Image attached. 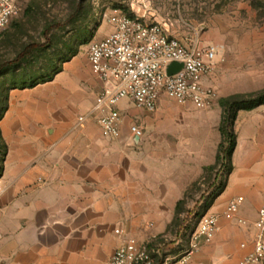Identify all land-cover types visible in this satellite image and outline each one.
I'll list each match as a JSON object with an SVG mask.
<instances>
[{
  "label": "crops",
  "instance_id": "crops-1",
  "mask_svg": "<svg viewBox=\"0 0 264 264\" xmlns=\"http://www.w3.org/2000/svg\"><path fill=\"white\" fill-rule=\"evenodd\" d=\"M97 87L89 60L83 68L74 58L52 81L10 92L0 122L8 144L0 178V264H105L126 235L144 241L166 233L178 201L203 173V153L174 163L171 153L161 158L143 153L145 136L135 139L127 127L110 140L94 119L77 125L78 116L92 109ZM214 113L221 123L222 108ZM235 130L234 169L213 209L225 208L238 195L264 197L251 165L244 164L239 181L235 165L242 142L255 137L260 147L243 155L264 167V105L240 110ZM257 215V208L243 205V218L252 223ZM227 224L221 223L211 246L201 245L194 263L239 264L252 248L241 244L251 242L253 227L234 231ZM234 232L244 239L240 244L233 245Z\"/></svg>",
  "mask_w": 264,
  "mask_h": 264
},
{
  "label": "rangeland",
  "instance_id": "rangeland-1",
  "mask_svg": "<svg viewBox=\"0 0 264 264\" xmlns=\"http://www.w3.org/2000/svg\"><path fill=\"white\" fill-rule=\"evenodd\" d=\"M107 7H118L126 14L140 16L150 23L160 22L187 44L198 42L202 47H216L215 68L204 82L215 92L207 108L198 109L164 98L156 112L132 107L126 117L127 124L135 121L144 128V142L139 145L143 153L157 158L171 153L173 162L180 163L181 157L199 152L204 156V168L214 164L222 140L219 115L214 113L217 108L221 110L220 99L233 94H255L264 89V0H21L11 24L0 31V64L16 58L30 43L48 39L51 43L0 76V112L5 94L13 84H20L31 75L51 71L71 49L76 48L79 52L70 61L75 58V64L88 68L90 44L103 40L112 32L105 16ZM53 23L59 25L47 37V28ZM122 106L126 105L123 103ZM209 111L211 114L207 115ZM251 138L253 140L242 142L235 159L236 180L247 162L251 165L252 176L263 182L264 191V167L257 160L248 162L243 155L260 147V142ZM2 157L0 146V160ZM226 178L225 167L203 169L200 177L187 188L182 198L184 203L179 207L176 205L170 229L164 234L147 236L144 241L152 242L161 252L176 254L186 249L188 235L196 227L198 218L207 212L224 210L213 209L216 201L211 206L208 201L214 198L215 191ZM248 204L253 210H259L264 197L248 195L244 205ZM223 221L234 231L242 228L226 219H221V223ZM232 235L238 239H232L233 245L244 240H239L235 232ZM216 237L203 245L211 246ZM221 255L225 260L233 258L227 252Z\"/></svg>",
  "mask_w": 264,
  "mask_h": 264
},
{
  "label": "built area",
  "instance_id": "built-area-1",
  "mask_svg": "<svg viewBox=\"0 0 264 264\" xmlns=\"http://www.w3.org/2000/svg\"><path fill=\"white\" fill-rule=\"evenodd\" d=\"M21 0H0V31L5 30L19 10ZM105 16L112 32L103 40L90 44L88 60L98 81L92 109L78 116L79 126L91 119L97 121L104 138L117 140L124 127L136 139L145 136L144 128L135 121L126 123L131 108L156 112L164 98L181 105L207 108L215 92L204 78L216 65V47H202L198 42L185 43L160 22H147L130 16L118 7H107ZM173 63L182 68L169 73ZM126 106L123 107L122 104ZM245 197L231 198L222 212H207L188 235L186 249L180 253L161 252L152 242L126 235L105 264H201L193 258L205 242L212 241L221 229V219L238 225H252L251 242L241 247L252 248L239 264H264V204L257 218L250 223L241 216Z\"/></svg>",
  "mask_w": 264,
  "mask_h": 264
},
{
  "label": "trees",
  "instance_id": "trees-1",
  "mask_svg": "<svg viewBox=\"0 0 264 264\" xmlns=\"http://www.w3.org/2000/svg\"><path fill=\"white\" fill-rule=\"evenodd\" d=\"M58 25H59L58 23H53L49 25L46 31V36L48 37L49 33ZM50 43L51 41L50 39H48L46 42H33L28 44L23 49V51L19 53V55L16 58H14L13 60L5 61L0 64V76L6 73L5 71L8 68H12L14 65L20 64L21 62L26 60L35 51L48 48ZM78 52L79 51L76 48L71 49L69 53L63 54L64 58L61 61V63L55 64L54 68L51 71H48L46 73H41L39 75H31L30 77L27 78V80L24 79L20 84H13V86L10 87L5 94L4 102L2 105L3 109L0 112V122L8 110L9 96L11 90L17 88L31 89L40 84L52 81L58 73L64 70V64L70 61L73 57H75L78 54ZM219 102L222 108V118L219 127V130L222 135V140L218 146L215 163L206 166L204 170L206 171V170L216 169L219 166L225 167L227 171V178L215 191L214 198L208 201V206L213 205L216 199L225 191L228 185L229 176L234 169L233 154L237 147V138H238L237 132L235 130V123L238 116V112L240 110H253L261 105H264V89L255 94H233L221 98ZM0 146L3 149V157L0 160V178H1L4 173L5 161L8 154V144L3 137L1 127H0ZM183 203H184V199L178 201L177 207H179ZM203 215L204 214H202L201 216ZM173 222L174 221H172L169 224L168 230L172 226Z\"/></svg>",
  "mask_w": 264,
  "mask_h": 264
},
{
  "label": "water",
  "instance_id": "water-1",
  "mask_svg": "<svg viewBox=\"0 0 264 264\" xmlns=\"http://www.w3.org/2000/svg\"><path fill=\"white\" fill-rule=\"evenodd\" d=\"M182 68V64H179V63H173L171 66H170V69H169V73H174L175 71H178Z\"/></svg>",
  "mask_w": 264,
  "mask_h": 264
}]
</instances>
